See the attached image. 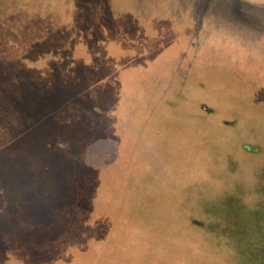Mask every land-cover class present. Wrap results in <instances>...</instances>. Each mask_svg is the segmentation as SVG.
<instances>
[{
    "label": "rangeland",
    "instance_id": "rangeland-1",
    "mask_svg": "<svg viewBox=\"0 0 264 264\" xmlns=\"http://www.w3.org/2000/svg\"><path fill=\"white\" fill-rule=\"evenodd\" d=\"M0 264H264V0H0Z\"/></svg>",
    "mask_w": 264,
    "mask_h": 264
},
{
    "label": "water",
    "instance_id": "water-1",
    "mask_svg": "<svg viewBox=\"0 0 264 264\" xmlns=\"http://www.w3.org/2000/svg\"><path fill=\"white\" fill-rule=\"evenodd\" d=\"M108 146L110 147H114V144L111 142V140L107 139V138H103L100 140L99 145H97L98 149H103V148H107ZM115 153V152H114Z\"/></svg>",
    "mask_w": 264,
    "mask_h": 264
},
{
    "label": "bare ground",
    "instance_id": "bare-ground-1",
    "mask_svg": "<svg viewBox=\"0 0 264 264\" xmlns=\"http://www.w3.org/2000/svg\"><path fill=\"white\" fill-rule=\"evenodd\" d=\"M199 196H200V195H199ZM215 199H216V197H215ZM206 200H208V197H207ZM206 200H205V201H206ZM220 200H221V199H220ZM202 202H203V201H202ZM206 202H207V201H206ZM219 202H220V201H219ZM200 204H201V203H200ZM203 205H204V204H203ZM206 205H207V204H206ZM206 205H205V206H206ZM210 205H211V204H210ZM201 206H202V205H201ZM207 206H209V205H207ZM212 206H213V205H212ZM216 207H217V206H216ZM211 210H212V209H211Z\"/></svg>",
    "mask_w": 264,
    "mask_h": 264
},
{
    "label": "trees",
    "instance_id": "trees-1",
    "mask_svg": "<svg viewBox=\"0 0 264 264\" xmlns=\"http://www.w3.org/2000/svg\"><path fill=\"white\" fill-rule=\"evenodd\" d=\"M3 5V4H2ZM9 7V9H10V6H8Z\"/></svg>",
    "mask_w": 264,
    "mask_h": 264
}]
</instances>
